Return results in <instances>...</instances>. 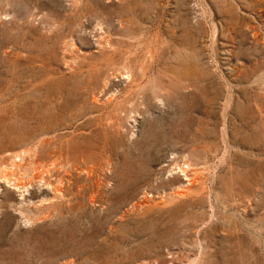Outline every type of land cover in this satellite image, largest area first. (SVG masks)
I'll list each match as a JSON object with an SVG mask.
<instances>
[{"label":"rangeland","instance_id":"obj_1","mask_svg":"<svg viewBox=\"0 0 264 264\" xmlns=\"http://www.w3.org/2000/svg\"><path fill=\"white\" fill-rule=\"evenodd\" d=\"M107 263L264 264V0H0V264Z\"/></svg>","mask_w":264,"mask_h":264},{"label":"bare ground","instance_id":"obj_2","mask_svg":"<svg viewBox=\"0 0 264 264\" xmlns=\"http://www.w3.org/2000/svg\"><path fill=\"white\" fill-rule=\"evenodd\" d=\"M52 150V149H51ZM52 152V151H51ZM48 154V153H47ZM52 154V153H51ZM53 154H54V151H53ZM44 156V155H43ZM47 156V155H46ZM53 156V155H52ZM43 157H41V156H39L38 158H36L35 159V163L37 164L35 167H36V169H37V172H36V175H39V176H41L42 175V173H43V168H45V167H48L46 164H43V163H40V160L42 159ZM62 159V158H61ZM55 160V159H54ZM18 165V164H17ZM53 165V164H52ZM19 169V168H18ZM35 169V168H34ZM46 170H47V168H45ZM52 169H54V167H52ZM34 171H36V170H34ZM53 171V170H52ZM49 172V171H48ZM35 173V172H34ZM23 175V174H22ZM34 175V174H33ZM43 175H44V173H43ZM35 176V175H34ZM38 176V177H39ZM24 177V176H23ZM31 177V176H30ZM37 177V178H38ZM30 179V178H29ZM42 179V178H41ZM189 179V178H188ZM6 180H7V178H6ZM34 180V179H33ZM2 181V180H1ZM6 182V181H5ZM15 182V181H14ZM16 183V182H15ZM29 184V183H28ZM49 184V183H48ZM19 185V183L17 184V186ZM21 189V188H20ZM23 198V197H22ZM69 261H70V259H69ZM69 263V262H68ZM108 264V263H107Z\"/></svg>","mask_w":264,"mask_h":264}]
</instances>
